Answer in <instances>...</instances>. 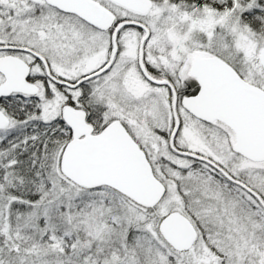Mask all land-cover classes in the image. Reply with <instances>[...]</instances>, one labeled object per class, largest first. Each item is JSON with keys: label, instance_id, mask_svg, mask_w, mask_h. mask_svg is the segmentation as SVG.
<instances>
[{"label": "snow or ice", "instance_id": "obj_1", "mask_svg": "<svg viewBox=\"0 0 264 264\" xmlns=\"http://www.w3.org/2000/svg\"><path fill=\"white\" fill-rule=\"evenodd\" d=\"M0 264H264V0H0Z\"/></svg>", "mask_w": 264, "mask_h": 264}]
</instances>
